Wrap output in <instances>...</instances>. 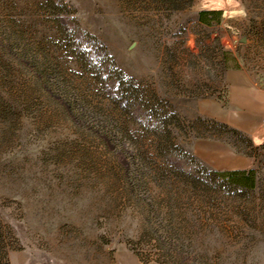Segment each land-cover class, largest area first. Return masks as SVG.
<instances>
[{"label":"rangeland","instance_id":"obj_1","mask_svg":"<svg viewBox=\"0 0 264 264\" xmlns=\"http://www.w3.org/2000/svg\"><path fill=\"white\" fill-rule=\"evenodd\" d=\"M64 1L57 19L46 0H0L8 264H264V117L229 105L241 95L227 79L264 88V0ZM202 10L221 22L201 25ZM71 12L160 128L69 54L57 21L71 28ZM194 167L203 175L185 177ZM236 170H255L257 188L215 184Z\"/></svg>","mask_w":264,"mask_h":264},{"label":"trees","instance_id":"obj_2","mask_svg":"<svg viewBox=\"0 0 264 264\" xmlns=\"http://www.w3.org/2000/svg\"><path fill=\"white\" fill-rule=\"evenodd\" d=\"M46 6L57 19L63 16L62 12L64 9L69 8V10H71V7H69L64 0H46ZM222 16L223 12L220 10H202L199 12L198 21L201 25L212 26L214 24H219L222 20ZM71 17V21L74 23L71 27L72 29L65 28L60 21H57L59 36L65 42L69 54H72L75 61L78 62L82 68L84 67L96 74L97 78L106 85L107 82L110 84L108 86L111 88L113 98L117 100L116 102L119 103L122 108L126 109V112L131 115V117L142 114L146 119L148 118V122H153L155 127L160 128L159 124H161V118L158 117V113H155L150 106L141 102L138 97L139 95L123 82L122 77L118 75V71L115 69L114 62H112V60L110 61V57H108L105 48L102 46L98 47L100 45L98 40L94 36L81 31L78 26L75 12H71ZM77 31L81 33L82 38H87L86 43L83 42L81 37L80 39L76 37ZM98 48L105 53L99 55ZM229 56V53L224 54L223 62L226 67L232 60L234 62V68H238V62ZM165 131L170 133L168 129ZM194 168L195 171L193 170L186 174L183 172L185 177L191 178L200 174L203 175L201 169H198V167ZM212 174L217 186H224L236 192L243 193L245 191H253L257 188V175L255 170L214 172ZM3 240V232L0 228V264H3L2 262L6 259V254L3 252ZM5 261V263L8 264L7 260Z\"/></svg>","mask_w":264,"mask_h":264},{"label":"crops","instance_id":"obj_3","mask_svg":"<svg viewBox=\"0 0 264 264\" xmlns=\"http://www.w3.org/2000/svg\"><path fill=\"white\" fill-rule=\"evenodd\" d=\"M227 79L230 84V86L235 90L239 88V92L241 95V100L239 103L233 98V93L230 92L229 95V105L232 108H240L242 111H248L247 115H250L249 111L253 106L256 104L258 105V108L260 110V117H264V88L262 87H257L252 83V79L250 78V75L247 73H244L243 71L237 70V71H229L227 73ZM237 88V89H236ZM240 104V105H239ZM209 117L216 118L218 120H224V122L231 124L233 126H236V124L232 121L231 118L228 117L226 114H209ZM249 123V122H248ZM248 126V125H247ZM245 127L243 125L241 127V130L249 135L252 134V129L251 127ZM252 139L255 141V137L252 136Z\"/></svg>","mask_w":264,"mask_h":264}]
</instances>
